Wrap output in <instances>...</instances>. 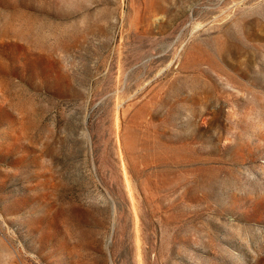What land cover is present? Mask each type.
Here are the masks:
<instances>
[{
	"label": "rangeland",
	"instance_id": "obj_1",
	"mask_svg": "<svg viewBox=\"0 0 264 264\" xmlns=\"http://www.w3.org/2000/svg\"><path fill=\"white\" fill-rule=\"evenodd\" d=\"M0 264H264V0H0Z\"/></svg>",
	"mask_w": 264,
	"mask_h": 264
}]
</instances>
